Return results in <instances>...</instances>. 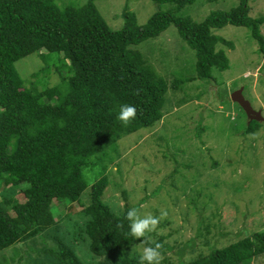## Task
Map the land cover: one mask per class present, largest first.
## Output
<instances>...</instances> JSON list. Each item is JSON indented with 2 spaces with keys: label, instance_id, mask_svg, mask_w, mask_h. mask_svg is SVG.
<instances>
[{
  "label": "trees",
  "instance_id": "trees-1",
  "mask_svg": "<svg viewBox=\"0 0 264 264\" xmlns=\"http://www.w3.org/2000/svg\"><path fill=\"white\" fill-rule=\"evenodd\" d=\"M197 1L152 0L160 10L144 26L126 6L124 26L116 30L93 0H0V251L31 242L41 255L34 264H138L140 253L129 250L149 241L127 235L129 206L117 213L104 201L108 178L91 186L88 204H78L89 186L84 170L121 138L160 123L169 88L177 91L190 80L211 79L214 69L229 68L217 45L233 44L216 36L215 29L248 28L264 56V17L250 16L252 0H238L231 10L214 11L201 22L181 14ZM172 25L196 52L197 77L169 85L132 47ZM34 54L44 63L40 72L58 73V85L40 88L22 78L16 63ZM124 104L136 108L126 125L116 119ZM259 126L248 122L246 133ZM67 208H77L85 219L78 232L68 230L67 219L58 214ZM163 239L156 242L165 256L162 264H251L264 257V230L227 246L209 245L207 253L191 258L186 255L196 245L186 243L178 248L176 263L166 257L176 246Z\"/></svg>",
  "mask_w": 264,
  "mask_h": 264
},
{
  "label": "rangeland",
  "instance_id": "rangeland-1",
  "mask_svg": "<svg viewBox=\"0 0 264 264\" xmlns=\"http://www.w3.org/2000/svg\"><path fill=\"white\" fill-rule=\"evenodd\" d=\"M93 1L116 30L124 26L126 6L139 26L160 10L152 0ZM66 2L84 4L87 0ZM204 2L198 0L181 14L201 22L214 11H228L238 5V0ZM250 6L251 17H264V0H252ZM261 31L264 35V24ZM214 34L233 44L234 48L217 45L227 55L229 68L214 69L211 79L190 80L177 91L169 88L160 123L121 138L92 158L84 170L89 186L78 201L82 206L88 204L91 186L107 177L104 201L115 212H122L125 206L137 207L142 214L166 211L157 230L149 234V242L164 237V243L176 246L166 253L174 263L178 248L186 243L196 245L186 255L191 258L207 253L209 245L227 246L264 230V121L258 122V130L246 133L248 117L232 100L233 93L243 89L244 97L264 117V56L248 28L227 25L215 29ZM132 49L141 52L169 85L176 79L197 77L196 52L173 25ZM52 58L60 64L58 56ZM16 67L24 80L36 82L40 88L61 82L54 70L47 75L40 72L44 63L35 54L17 62ZM70 208L59 209L58 214L65 222L67 219L68 230L78 232L85 219L77 208ZM220 230L227 237H219ZM144 247L139 244L129 253L141 255ZM39 251L31 242H21L0 251V264H34L40 259ZM251 264H264V257Z\"/></svg>",
  "mask_w": 264,
  "mask_h": 264
},
{
  "label": "clouds",
  "instance_id": "clouds-1",
  "mask_svg": "<svg viewBox=\"0 0 264 264\" xmlns=\"http://www.w3.org/2000/svg\"><path fill=\"white\" fill-rule=\"evenodd\" d=\"M136 116V108L130 104L120 106L116 119L126 125ZM125 219L128 222L127 235L141 242L149 241V234L155 232L160 220L167 216L166 211L160 212L159 215L142 214L137 207H130L126 210ZM161 244L146 243L142 253L138 258V264H162Z\"/></svg>",
  "mask_w": 264,
  "mask_h": 264
},
{
  "label": "water",
  "instance_id": "water-1",
  "mask_svg": "<svg viewBox=\"0 0 264 264\" xmlns=\"http://www.w3.org/2000/svg\"><path fill=\"white\" fill-rule=\"evenodd\" d=\"M232 100L233 102L239 104L240 107L244 110V112L246 113L248 117L249 122L264 121V117L262 116V111L261 110L257 111L252 107L251 103L244 97L243 89L238 90L235 93H233Z\"/></svg>",
  "mask_w": 264,
  "mask_h": 264
}]
</instances>
